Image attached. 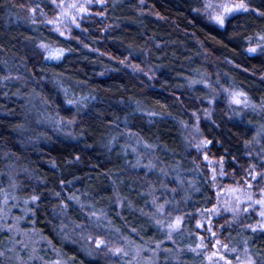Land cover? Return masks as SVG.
Returning <instances> with one entry per match:
<instances>
[{
    "label": "trees",
    "instance_id": "1",
    "mask_svg": "<svg viewBox=\"0 0 264 264\" xmlns=\"http://www.w3.org/2000/svg\"><path fill=\"white\" fill-rule=\"evenodd\" d=\"M200 3L105 0L99 16L88 17L81 31L64 38L33 16V9L50 12V0H0V178L14 170L18 196L38 198L29 221L46 240L42 256L111 264L67 229L86 227L96 216L129 240L165 239L147 206L148 188H161L164 178L147 175L144 164L136 167L126 134L151 147L153 161L172 175L198 182L196 156L181 124L192 123L193 114L206 106L200 79L230 84L264 105V55L247 50L250 40L264 36V0H250V10L229 17L223 28L199 12ZM45 43L62 49L63 56H43L39 47ZM126 61L150 66L154 80L129 71ZM72 98L85 99L72 137L40 127L42 108L73 120L75 110L67 106ZM261 125L264 112L248 111L235 120L219 100L200 129L210 141V155L240 174L248 168L247 145ZM197 182L186 202L185 228L191 234L196 210L214 199L211 187L202 178ZM222 235L244 237L264 264V231L235 228ZM7 238L1 234L0 247ZM158 264L200 261L183 251L179 261L161 254Z\"/></svg>",
    "mask_w": 264,
    "mask_h": 264
},
{
    "label": "rangeland",
    "instance_id": "2",
    "mask_svg": "<svg viewBox=\"0 0 264 264\" xmlns=\"http://www.w3.org/2000/svg\"><path fill=\"white\" fill-rule=\"evenodd\" d=\"M249 1L245 0L250 10ZM207 2L208 0H201L198 6L199 12L212 24L221 27L211 19L210 13L213 10L205 7ZM211 2L218 4L221 0H211ZM104 3L105 0H50V12L38 8L33 11V16L61 37L70 38L76 30H82V23L85 19L90 16H99V8ZM71 4H76L77 7L71 8ZM81 6L87 11L80 12ZM242 12H235L227 16L226 20ZM62 13H67V15H62ZM49 21H55V23H49ZM258 44L262 47H258L255 53H250L264 55V40L260 37L250 40L247 50L257 47ZM41 45L47 47H41ZM41 45L39 50L46 58H49L50 49H58L46 43ZM123 66L149 83L155 78L154 70L148 65L140 66L126 61ZM198 84L206 88L208 96L205 99L206 106L193 114L192 123L181 124L186 142L196 156V165L200 175L198 182L195 181V177L185 179L172 175V171L165 170L161 163L153 161L154 155L151 147L141 143L138 137L131 132L126 134L130 149L137 161L136 167L144 164L147 175L152 174L153 177L159 175L164 178L161 188L157 190L148 188L147 206L154 222L165 233V239L156 243L129 240L112 230L106 220L96 216L86 227L84 225L66 227L68 231L72 233L74 231L79 235L89 252L104 254L110 259L111 264H158L161 254L167 255V259L172 261H179L183 251H188L198 257L200 264H226L227 261H231V264H241V260L248 257L258 264L244 237L236 241L222 234L225 230L235 228L250 233L264 231L259 227L261 223H264V218L259 215L260 205L254 203L264 197V130H259L247 145L248 168H241L242 173L233 174L227 170L223 159L213 158L208 152L210 143H204L208 140L201 132L200 122L211 120L215 103L219 100L225 101L229 117L235 120H241L248 111L264 112V105L255 104L247 95V104L243 102L236 104L232 101V93L243 92L242 90L230 84L210 80L206 76L205 79H200ZM240 99L243 101L245 98L240 97ZM69 101L67 106L75 110L73 120L64 119L42 108L41 112H38L37 123L40 127L43 126V129L49 133L57 132L63 137H72L73 127L85 104V99L72 98ZM253 175H256L255 179ZM16 177L14 170H10L6 179L0 178V236L3 233L8 235L7 240L0 247V264H58V262L69 264L60 254L50 259L40 254L39 248L46 243V240L35 229L32 221H29L36 200L21 199L18 196ZM150 178L153 180L151 176ZM201 178L204 184L211 187L214 199L209 206L196 210V230L191 234L187 233L185 228L186 205H188L186 202L190 199L189 191L196 186V182H201ZM160 206H163V210H159ZM232 208H238V211H230L229 209ZM210 209L218 211L210 212L208 211ZM177 217L181 218L179 228H169ZM1 239L4 240V238ZM97 241H103V244L98 246ZM217 241L220 243L218 244ZM114 249L121 251L117 253ZM213 253L216 255L213 256ZM209 256H212L211 260L208 259Z\"/></svg>",
    "mask_w": 264,
    "mask_h": 264
},
{
    "label": "snow or ice",
    "instance_id": "3",
    "mask_svg": "<svg viewBox=\"0 0 264 264\" xmlns=\"http://www.w3.org/2000/svg\"><path fill=\"white\" fill-rule=\"evenodd\" d=\"M70 7L71 8H76L77 5L76 4H71ZM205 7L207 9H212L213 10L210 13V17H211L212 20H214L221 27L224 25L227 16H229V15L235 13V12H241V11L247 12L249 10L248 9V5L245 2V0H221V2L218 3V4H213L211 2V0H208V2L205 4ZM32 11H35V9H33ZM79 11L80 12H84V11H87V9L84 8L83 6H81L79 8ZM62 15H67V13H62ZM260 15L264 16V12H261ZM49 23H55V21H49ZM57 31H59V29H57ZM61 35H63L62 32H61ZM260 39L264 40V36H261ZM41 47H47V46L41 45ZM258 47H262V46L258 44L257 47L249 48L248 51L252 52V53H255L257 51ZM63 54H64V51L62 49H54V50L50 49L49 50V58L50 59H60L63 56ZM240 97H244L245 99L242 101L240 99ZM232 101L234 103H236V104H240L242 102L245 103V104L248 103L247 98H246V94L243 93V92H233L232 93ZM69 103H72V101H69ZM261 129L264 130V125H261ZM204 143H210V141H204ZM256 175H259V174H256ZM256 175H253V179L256 178ZM233 191H236V190H233ZM36 199H38V198L37 197H33V200H36ZM237 200H239V198H237ZM249 200H251V197H249ZM254 203L260 205L261 211H260L259 215L262 218H264V197H262L261 199L256 200ZM159 210H163V206H160ZM229 210L233 211V212H236V211H238V208H232V209H229ZM208 211L216 212L218 210L217 209H210ZM180 224H181V218L177 217L176 220L172 224L169 225V228L178 229ZM259 227L261 229H264V223H261L259 225ZM253 230H255V229H253ZM213 235H215V234L213 233ZM201 240H203V238H201ZM217 243L219 244L220 241H217ZM102 244H103V241H97V245L98 246L102 245ZM201 246H203V245H201ZM225 247H226V245H225ZM120 251H121L120 249H114V252L118 253ZM214 255H216V254L213 253V256ZM208 259L211 260L212 256H209ZM221 259H223V257H221ZM58 264H59V262H58ZM226 264H231V261H227ZM241 264H256V262L254 260H252L250 257H248V258H246L244 260H241Z\"/></svg>",
    "mask_w": 264,
    "mask_h": 264
}]
</instances>
